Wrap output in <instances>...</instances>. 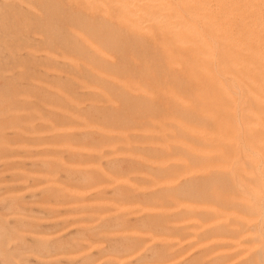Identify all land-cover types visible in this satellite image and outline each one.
Instances as JSON below:
<instances>
[{"label":"rangeland","instance_id":"374dc122","mask_svg":"<svg viewBox=\"0 0 264 264\" xmlns=\"http://www.w3.org/2000/svg\"><path fill=\"white\" fill-rule=\"evenodd\" d=\"M0 264H264V0H0Z\"/></svg>","mask_w":264,"mask_h":264},{"label":"bare ground","instance_id":"6f19581e","mask_svg":"<svg viewBox=\"0 0 264 264\" xmlns=\"http://www.w3.org/2000/svg\"><path fill=\"white\" fill-rule=\"evenodd\" d=\"M135 2V1H134ZM148 3V2H147ZM152 3V2H151ZM157 3V2H156ZM198 50V49H197ZM224 125V124H223ZM225 127V126H224Z\"/></svg>","mask_w":264,"mask_h":264}]
</instances>
